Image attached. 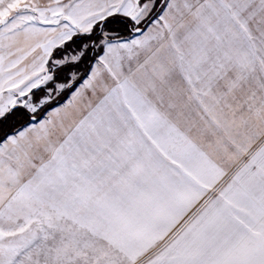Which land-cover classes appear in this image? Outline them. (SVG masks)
I'll return each instance as SVG.
<instances>
[{"label": "snow or ice", "instance_id": "obj_1", "mask_svg": "<svg viewBox=\"0 0 264 264\" xmlns=\"http://www.w3.org/2000/svg\"><path fill=\"white\" fill-rule=\"evenodd\" d=\"M0 264H264V0H0Z\"/></svg>", "mask_w": 264, "mask_h": 264}]
</instances>
